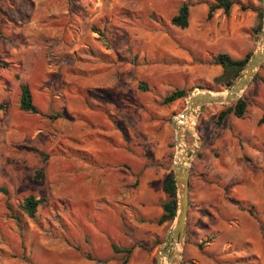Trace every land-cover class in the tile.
Masks as SVG:
<instances>
[{
    "label": "rangeland",
    "instance_id": "obj_1",
    "mask_svg": "<svg viewBox=\"0 0 264 264\" xmlns=\"http://www.w3.org/2000/svg\"><path fill=\"white\" fill-rule=\"evenodd\" d=\"M233 1L229 16L207 18L212 0H0V264H156L163 248L173 264H264V62L242 118L218 127L236 100L203 105L195 134L184 130L175 258V219L157 223L173 117L199 89H226L212 82L218 52L242 58L264 37L253 11L264 0ZM183 2L185 29L170 23ZM22 84L43 114L19 109ZM176 89L187 95L164 103ZM29 194L44 199L34 218L20 209Z\"/></svg>",
    "mask_w": 264,
    "mask_h": 264
},
{
    "label": "trees",
    "instance_id": "obj_2",
    "mask_svg": "<svg viewBox=\"0 0 264 264\" xmlns=\"http://www.w3.org/2000/svg\"><path fill=\"white\" fill-rule=\"evenodd\" d=\"M234 4L233 0H212V2L208 5L207 9V18H211L213 13L216 10H222L225 16H229L232 5ZM253 11L256 13L257 24L255 30H260L262 27V10L261 7H254ZM189 4L183 2L177 9L176 14H174L171 19L170 23L176 27L181 29H185L188 27L189 24ZM252 55V52H247L242 58H233L230 54L226 52H218L215 56L214 63L221 66V73L217 76H214L212 82L215 85L221 86H229L232 84L236 76L239 72L244 68L246 62ZM257 75H255L256 77ZM264 84V78L261 79ZM142 87V86H141ZM145 89V87H144ZM187 95V91L185 89H176L170 92L163 98L164 103H168L179 98H182ZM19 109L36 113V114H43L38 109V107L33 102L32 94L30 88L27 84L20 85V95H19ZM247 101L246 97H240L238 100L235 101L234 104L230 105L226 109H222L219 111L214 119L216 126L220 127L226 115L229 112H232L237 118H242L245 111H246ZM52 119L67 117L66 113H57L55 117L49 116ZM46 158V155L43 156ZM43 176V169L40 167L35 171V178L40 180ZM163 191L165 192L167 199L162 204V214L159 216L157 223L162 224L167 221H173L176 215V187H175V180L172 174H169L163 183ZM0 191L4 194L7 193V189L4 187H0ZM44 201L43 198H36L34 195H27L23 198L22 203L20 205V209L29 217L34 218L37 207ZM237 206L242 209L246 210L249 214H252L251 208H245L242 204L237 203ZM7 209L10 210V207L7 206ZM16 221H19L20 218L18 216L13 217ZM112 248L114 251H120L114 244H112ZM125 252H131V249H125Z\"/></svg>",
    "mask_w": 264,
    "mask_h": 264
},
{
    "label": "water",
    "instance_id": "obj_3",
    "mask_svg": "<svg viewBox=\"0 0 264 264\" xmlns=\"http://www.w3.org/2000/svg\"><path fill=\"white\" fill-rule=\"evenodd\" d=\"M262 17L264 20V4L262 7ZM264 32V30L262 31ZM264 62V37L259 41L255 51L252 53L248 61L246 62L244 68L241 70L240 74L236 77L234 82L226 87V93L221 94L224 91H212L210 89H199L197 92L192 93L187 98L185 107L181 112L176 114L171 122L172 127L175 129V147L179 146L182 142L184 130L177 125L176 118L189 116L195 113L203 105H213V104H227L241 97L244 90L253 80L257 70L260 68ZM182 163H176L175 157L173 162V177L175 180L176 187V215L175 224L171 229L169 240L166 242L171 246V257L175 258V244H180L184 234L185 221L187 216L188 207V187H189V170L186 165ZM168 252L166 248H163L157 255L156 264L161 263V256ZM171 261V259H169ZM173 263V262H172Z\"/></svg>",
    "mask_w": 264,
    "mask_h": 264
},
{
    "label": "bare ground",
    "instance_id": "obj_4",
    "mask_svg": "<svg viewBox=\"0 0 264 264\" xmlns=\"http://www.w3.org/2000/svg\"><path fill=\"white\" fill-rule=\"evenodd\" d=\"M226 90L224 92H222L221 94H225ZM176 123L177 125H179L181 127V130H186L189 129L191 130L192 134H195V113L190 114L188 117L184 116V117H177L176 118ZM189 155L187 154V150L185 147V144L183 142H181L179 144V146L177 147L176 151H175V160L176 163H182V161H184L183 165L187 166V162H189L190 160ZM175 249L176 251L178 250V245L175 244ZM176 253V252H175ZM168 258L167 255L164 254L161 256V263L162 264H173V263H168Z\"/></svg>",
    "mask_w": 264,
    "mask_h": 264
},
{
    "label": "crops",
    "instance_id": "obj_5",
    "mask_svg": "<svg viewBox=\"0 0 264 264\" xmlns=\"http://www.w3.org/2000/svg\"><path fill=\"white\" fill-rule=\"evenodd\" d=\"M214 65H215V68H214L215 69V75L214 76H217V75H219L221 73V66L218 65V64H214Z\"/></svg>",
    "mask_w": 264,
    "mask_h": 264
}]
</instances>
